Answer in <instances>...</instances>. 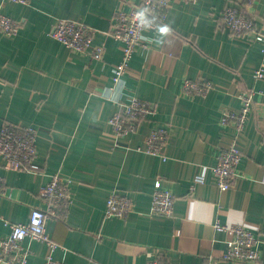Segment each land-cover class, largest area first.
Returning <instances> with one entry per match:
<instances>
[{
  "label": "crops",
  "instance_id": "1",
  "mask_svg": "<svg viewBox=\"0 0 264 264\" xmlns=\"http://www.w3.org/2000/svg\"><path fill=\"white\" fill-rule=\"evenodd\" d=\"M227 5V0L171 1L170 33L154 43L151 53H134L122 96L153 101L158 112L116 142L109 124L116 106L104 93L123 55L122 43L108 33L120 1L0 0L3 13L24 23L12 36L0 31V126L8 121L39 130L38 155L28 170L9 169L0 157L1 215L27 222L33 207H47L39 192L60 173L73 181V202L65 216L48 222L59 261L249 264L222 259L228 234L216 228L221 222L242 224L258 236L259 264H264V78L254 76L264 53L259 43L235 38L224 27ZM234 5L249 8L241 1ZM250 9L257 24H264V0H255ZM57 18L94 26V43L106 48L104 59L74 52L55 39L51 32ZM185 76L212 80L215 87L205 96H187L182 92ZM251 88L258 92L255 108L238 135L221 124V116L227 108L239 109V91ZM161 126L170 131L166 160L144 151L148 134ZM233 144L243 152L241 175L221 190L210 168ZM204 167L206 182L191 191ZM115 188L134 204L125 219L105 216ZM155 188L175 194L173 215L153 213ZM10 231L0 221V239ZM25 245L31 248L28 264H45L46 244L27 239Z\"/></svg>",
  "mask_w": 264,
  "mask_h": 264
},
{
  "label": "built area",
  "instance_id": "2",
  "mask_svg": "<svg viewBox=\"0 0 264 264\" xmlns=\"http://www.w3.org/2000/svg\"><path fill=\"white\" fill-rule=\"evenodd\" d=\"M29 4L31 0H3ZM120 6L114 16L111 30L108 32L122 43L123 55L121 60L114 65L113 85L105 90V97L113 101L115 111L109 118V124L113 130V137L118 142L137 131L139 124L158 112L155 102L131 96L123 100L122 96L127 89L125 75L129 70L130 61L135 52L143 50L151 53L153 45L163 39L157 31L159 25H167V18L172 0H141L132 3L131 0H119ZM189 3H197L199 0H183ZM228 5L222 14V23L229 30L231 36L244 38L250 44L257 42L264 53V24H257L255 12L250 7L255 0H227ZM242 2L248 10L236 7L234 2ZM131 4L129 10L125 5ZM142 9H148L147 19L152 21L150 26H143L136 19V13ZM24 23L3 13L0 9V31L8 36L15 35ZM97 29L83 21L72 18H57L52 36L65 44L74 52L91 56L94 60H103L105 45L95 44L94 38ZM254 76L257 80L264 78V64L257 67ZM215 87V83L209 79L194 80L185 76L182 83V92L187 96L197 94L205 96ZM254 88L239 91L238 98L241 106L239 109L227 108L223 110L221 124L232 126L237 134L246 129L250 114L255 108ZM262 94V92H259ZM39 130L36 127L21 125L4 121L0 126V156L4 159L6 167L13 170H28L38 155L37 138ZM170 131L167 126L155 127L146 138L144 151L160 156L166 160V147L169 141ZM118 145V144H117ZM243 159L242 150L233 144L222 151L218 162L210 169L214 183L221 190H227L239 177L240 164ZM204 167L199 172L191 185L194 191L200 183L206 182ZM72 179L56 173L40 190V198L47 203L43 208L35 206L31 209L27 222H11L0 213V221H3L11 229L8 236L0 239V264H28L31 248L25 245L27 239L46 244L48 248L45 264H66L54 258V252L58 243L48 231V222L51 218L65 216L73 202ZM3 180L0 178V194H4ZM153 213L173 215L175 212V194L168 189L155 188L151 194ZM133 201L128 195L121 193L117 188L113 189L107 200L106 218H127L133 210ZM216 228L228 234L227 250L222 256L224 261L236 263L259 264L261 254L259 250L260 239L250 229L242 224H223L218 222ZM149 264H165L153 261Z\"/></svg>",
  "mask_w": 264,
  "mask_h": 264
},
{
  "label": "clouds",
  "instance_id": "3",
  "mask_svg": "<svg viewBox=\"0 0 264 264\" xmlns=\"http://www.w3.org/2000/svg\"><path fill=\"white\" fill-rule=\"evenodd\" d=\"M147 12L148 9H142L136 13V19L140 22L143 26H150L152 21L147 19ZM157 31L160 33L161 36H166L170 33L171 29L168 25H159Z\"/></svg>",
  "mask_w": 264,
  "mask_h": 264
},
{
  "label": "trees",
  "instance_id": "4",
  "mask_svg": "<svg viewBox=\"0 0 264 264\" xmlns=\"http://www.w3.org/2000/svg\"><path fill=\"white\" fill-rule=\"evenodd\" d=\"M8 122V121H7ZM11 123H13V122H11ZM1 157V156H0ZM6 165V164H5Z\"/></svg>",
  "mask_w": 264,
  "mask_h": 264
}]
</instances>
